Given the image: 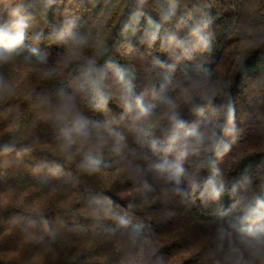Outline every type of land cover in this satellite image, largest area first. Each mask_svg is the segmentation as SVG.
I'll return each mask as SVG.
<instances>
[{"label":"trees","instance_id":"1","mask_svg":"<svg viewBox=\"0 0 264 264\" xmlns=\"http://www.w3.org/2000/svg\"><path fill=\"white\" fill-rule=\"evenodd\" d=\"M18 15L28 16L25 46L0 65L12 86L0 97V264H232L219 229L237 235L241 208L264 199V0H0V25ZM68 31L86 46L74 47ZM112 65L128 71L148 117L124 112ZM88 67L106 73L103 108L77 88ZM165 75L160 95L188 128L219 132L211 152L193 154L190 137L169 142L166 105L153 95ZM206 87L215 99L189 108L185 93L198 98ZM60 89L75 96L88 136L49 118ZM228 107L231 135L219 127ZM153 138L170 151L154 153ZM161 160L183 164L178 185L155 170ZM210 177L223 188L218 200L201 195ZM145 180L152 191H142Z\"/></svg>","mask_w":264,"mask_h":264},{"label":"clouds","instance_id":"2","mask_svg":"<svg viewBox=\"0 0 264 264\" xmlns=\"http://www.w3.org/2000/svg\"><path fill=\"white\" fill-rule=\"evenodd\" d=\"M45 6L51 3V0H42ZM164 19H168L165 15ZM28 16L18 15L6 25H0V65L7 64L12 61L25 46L26 31L28 28ZM66 39L76 48H83L87 44V38L75 31H68ZM157 38L156 33H149L148 39L154 41ZM171 41H178V37L172 35L169 37ZM200 45L206 42L203 35L198 36ZM182 43V42H181ZM112 75L115 84L119 89V99L123 105L126 114L133 115L134 119L141 120L151 114V106L145 104L142 96L136 95L131 78L126 69L118 65H112ZM106 73L101 69L88 67L82 72L81 78L77 84L80 92L92 96V107L103 108L107 101L108 95L105 91ZM171 81V77L165 75L159 91L154 90L153 95L166 105L167 118L169 121L168 140L171 144H178L184 137H190L192 141L191 152L199 154L200 152H211L219 140V132L213 131L211 134L202 129L188 128L187 121L177 110V105L173 99L166 96H161L160 92L167 88ZM12 91V86L7 83L3 77H0V97L9 94ZM217 95L214 88H204L199 97H193L191 93H185V101L189 108H193L198 102L200 104L211 103ZM51 111L49 118L56 124L61 131H76L81 135L88 136V120L79 111L75 96L66 92L63 89L58 90L54 103L49 102ZM225 124L227 125L225 127ZM224 130L225 135H231L235 129L234 109L228 107L224 123L219 126ZM116 138L117 145L123 140V136L119 133H113ZM106 144L105 138L97 136L93 148L101 150ZM227 146L225 142V147ZM151 150L154 153L160 151H170L166 146L162 145L159 140L153 138L150 141ZM185 157L187 152L183 154ZM85 160L90 165H95L99 161L93 152L85 153ZM153 167L161 174H167L170 180L175 181L178 185L181 178L185 175V169L182 163L172 162L169 160L157 161ZM193 181V187H197ZM142 191H152V186L145 180L142 182ZM173 191L180 192L181 189L174 188ZM223 193L221 185L217 184L214 177H210L203 181V189L201 195L211 200H218ZM241 230L237 235H234L228 228L221 227L219 229V239L227 241L228 254L232 264H264V199L259 197L246 203L241 208L240 213ZM231 227V226H229ZM130 264H140L138 261H132Z\"/></svg>","mask_w":264,"mask_h":264},{"label":"rangeland","instance_id":"3","mask_svg":"<svg viewBox=\"0 0 264 264\" xmlns=\"http://www.w3.org/2000/svg\"><path fill=\"white\" fill-rule=\"evenodd\" d=\"M250 49H251L250 46H246L245 48H243L241 50V52H240V54L237 57L236 62H235V66H234L235 71L238 70V68L245 61V59L249 57L248 52H249ZM250 159L251 158H249V160H248V157H246V160H248V164H251Z\"/></svg>","mask_w":264,"mask_h":264},{"label":"snow or ice","instance_id":"4","mask_svg":"<svg viewBox=\"0 0 264 264\" xmlns=\"http://www.w3.org/2000/svg\"><path fill=\"white\" fill-rule=\"evenodd\" d=\"M3 203V200H2V198H0V204H2Z\"/></svg>","mask_w":264,"mask_h":264}]
</instances>
